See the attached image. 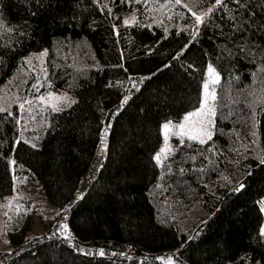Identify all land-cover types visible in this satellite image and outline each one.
Returning <instances> with one entry per match:
<instances>
[{
    "label": "trees",
    "instance_id": "1",
    "mask_svg": "<svg viewBox=\"0 0 264 264\" xmlns=\"http://www.w3.org/2000/svg\"><path fill=\"white\" fill-rule=\"evenodd\" d=\"M195 2L203 22L175 0H0V87L23 84L24 57L47 49L48 87L72 96L33 143L17 107L0 111V202L30 184L65 209L111 125L64 219L73 240L45 236L56 217L40 231L27 216L0 264H165L170 251L181 264H264V0ZM209 64L214 136L158 164L163 122L199 105Z\"/></svg>",
    "mask_w": 264,
    "mask_h": 264
},
{
    "label": "rangeland",
    "instance_id": "2",
    "mask_svg": "<svg viewBox=\"0 0 264 264\" xmlns=\"http://www.w3.org/2000/svg\"><path fill=\"white\" fill-rule=\"evenodd\" d=\"M180 3L186 5L196 16L203 17L205 14V10L196 9L195 0H180ZM136 20L137 10L134 8L125 15V21L133 23ZM45 50L46 55H42V53H45ZM47 57V49L30 52L24 57L23 64L26 72V81L21 84V82H18V79H13L7 81L0 87V108L12 110L13 107H17L20 113L21 123V135L19 138L31 143L37 138L40 127L44 126V115L53 109L52 105L55 104L57 109H61L68 106L72 101V96L69 93L65 91H54L48 87ZM209 68L214 69L215 75L209 73ZM219 81L220 75L218 71L213 65L209 64L199 105L185 113L179 120L168 119L163 122L161 126V144L154 154V157L157 153L161 155V163L155 160L158 164H162L185 141L200 143V139H205L208 142L209 140L201 131L200 122L202 120L210 122L206 130L211 133L212 137L214 136L218 110L217 88ZM205 84L208 85L207 89L204 87ZM33 85H36L39 90L37 91V88H34ZM213 94L215 99L212 98ZM40 97H44V100H41ZM57 97L61 99H55ZM20 105H23V107L21 108ZM202 106L203 111L199 115H193L189 119H185L189 113L198 112ZM209 109H214L215 114L212 115ZM169 122H171L170 127L165 130L163 126L169 124ZM180 125H184L183 133H181ZM106 129H108V125L105 126L103 134H105ZM177 133L180 134L178 135ZM189 136L197 137V139H189ZM105 142L106 140L102 139L92 166L86 175L91 174L99 168V164L102 162L104 155ZM17 180L19 185L22 184L19 178ZM81 188L85 187L82 186ZM67 207L59 212L50 210L37 187L30 184H27L25 188L18 186L13 195L3 202H0V250L9 252L10 254L14 251L13 247L9 244L8 231L20 226L27 216H31L33 220V230L40 231L47 226L45 223L50 216L56 217L52 224V231L46 233L45 236H57L72 241L74 235L70 228L60 227L61 225H65L64 217L67 212ZM261 208L264 217V197L261 200ZM260 231L264 233V219ZM175 252H166L159 255L158 259L165 264H169V258H171L170 264H181L177 261Z\"/></svg>",
    "mask_w": 264,
    "mask_h": 264
},
{
    "label": "snow or ice",
    "instance_id": "3",
    "mask_svg": "<svg viewBox=\"0 0 264 264\" xmlns=\"http://www.w3.org/2000/svg\"><path fill=\"white\" fill-rule=\"evenodd\" d=\"M137 2H139V0H137ZM175 2L178 4V3H180V0H175ZM221 3H222V0H216V5H220ZM211 11H212V9H209V13H211ZM193 15L195 16L196 14L193 13ZM196 20H197L198 22H203V17H201V16H196ZM127 23H128V21H125V24H127ZM42 55H46V50H45V53H42ZM209 73H210L211 75H215V73H214V69L209 68ZM133 86L135 87V84H134ZM33 87H34V88H37L36 85H33ZM204 87H205V89H207L208 85L205 84ZM38 90H39V89L37 88V91H38ZM50 96H51V94H50ZM212 98L215 99L214 94H213V97H212ZM40 99H41V100H44V97H40ZM55 99L58 100V99H61V98L57 97V98H55ZM65 99H66V98H65ZM127 99H128V98L125 97L124 100L122 101V103H126V102H127ZM28 103H31V102H28ZM73 103H74V101H73ZM20 107L22 108L23 105H20ZM52 107H53L54 110H57V111L59 110V109L56 108L55 104H53ZM0 111H5V109L0 108ZM202 111H203V106L201 107L200 110H198V112H196V113H189L188 117H186L185 119L187 120V119H189L190 117H192L193 115H199L200 112H202ZM209 112H210L212 115L215 114V113H214V109H209ZM170 123H171V122H169V124H165V125L163 126L165 130L169 129V127H170ZM200 123H201V131H202L203 134L207 137V139L210 140V139L212 138L211 133L208 132V131L206 130V127L209 125L210 122L207 121V120H202ZM179 127H180V129H181V133H183L184 125H180ZM106 133H107V129L105 130V134H106ZM177 134L179 135L180 133H177ZM189 139H197V137L189 136ZM206 142H207V141H206L205 139H200V143H206ZM154 159H155L158 163H161V155H160V153H157V155L154 157ZM241 187H243V185H241ZM237 190H239V189H237ZM60 227H61V228H66L67 226H66V225H61ZM99 254H100V255H103V254H104V253H103V250H100V253H99ZM170 261H171V258H169V264H170Z\"/></svg>",
    "mask_w": 264,
    "mask_h": 264
},
{
    "label": "water",
    "instance_id": "4",
    "mask_svg": "<svg viewBox=\"0 0 264 264\" xmlns=\"http://www.w3.org/2000/svg\"><path fill=\"white\" fill-rule=\"evenodd\" d=\"M110 130H111V125H110V126L108 127V129H107V133L102 135V139H104V140H107V139H108V137H109V133H110ZM100 165H101V162H100V164H99V167H100ZM98 171H99V168H98V170H97V173H96L95 177L92 179V181H91L90 184L87 186V188L84 189L83 191L80 190V187H81V184H82V181H83L84 178L82 179V181H81V183H80V186H79V189L77 190V192H76L75 196L73 197L71 203H70V204L68 205V207H67L68 222H69V217H70V210H71V207H72V206H73L78 200H80V199H82V198L84 197V195H85V193L87 192V190L89 189L91 183H92V182L94 181V179L96 178V176H97V174H98ZM86 176H87V175H86ZM241 188H242V187H241Z\"/></svg>",
    "mask_w": 264,
    "mask_h": 264
},
{
    "label": "bare ground",
    "instance_id": "5",
    "mask_svg": "<svg viewBox=\"0 0 264 264\" xmlns=\"http://www.w3.org/2000/svg\"><path fill=\"white\" fill-rule=\"evenodd\" d=\"M96 175V174H95ZM95 177V176H94ZM82 191H83V189H81ZM64 219L65 220H67V222H68V213L66 212V214H65V217H64ZM68 224H69V222H68Z\"/></svg>",
    "mask_w": 264,
    "mask_h": 264
}]
</instances>
